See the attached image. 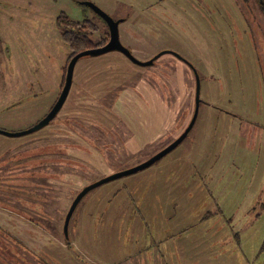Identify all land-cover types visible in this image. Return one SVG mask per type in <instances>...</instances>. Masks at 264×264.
<instances>
[{
  "label": "rangeland",
  "instance_id": "374dc122",
  "mask_svg": "<svg viewBox=\"0 0 264 264\" xmlns=\"http://www.w3.org/2000/svg\"><path fill=\"white\" fill-rule=\"evenodd\" d=\"M85 1L124 20L122 44L153 62L117 50L83 57L49 125L0 134V216L23 237H44L34 254L4 250L0 264H264V14L256 0H0V130H29L58 100L72 54L61 14L86 21L94 47L109 38ZM196 112L175 150L90 191L64 237L83 189L148 161ZM32 213L47 226L29 221Z\"/></svg>",
  "mask_w": 264,
  "mask_h": 264
},
{
  "label": "water",
  "instance_id": "95a60500",
  "mask_svg": "<svg viewBox=\"0 0 264 264\" xmlns=\"http://www.w3.org/2000/svg\"><path fill=\"white\" fill-rule=\"evenodd\" d=\"M82 5L89 7L93 12H95L98 16H100L106 22V24L109 28V32H110L109 42L102 47H97L94 49L85 50V51L75 55L71 59L69 65H68V68H67L66 83H65V86L62 90V93L59 96V98H58L57 102L55 103V105L53 106V108L51 109V111L48 113V115L41 122H39L37 125H35L34 127L30 128L29 130H26L24 132L8 133V132L0 130V134L11 136V137H20V136L35 133V132L41 130L42 128L46 127L47 125H49L56 118V116L59 114V112L63 109V107H64V105H65V103H66V101L70 95L71 89H72L76 64L83 57L99 56V55H103V54H106L108 52L117 50V51L122 52L125 56H127L131 61H133L136 64H139V65H150V64H152L151 62H153V61L142 62V61L138 60L137 58L134 57V55L130 52V50L122 44V42L120 40L119 25H120V23L124 22V20H119V21L115 20L108 13H106L103 9H101L99 6H97L93 2L85 1V2H82ZM163 53H165V51L158 54L155 57V59L158 58L159 56H161ZM198 92H199V87H198ZM198 103L199 102H197V105H198ZM196 111H198V109ZM197 117H198V112L195 113V115L193 116V119H192L191 123L189 124L188 128L185 130V132L179 138H177L168 147H166L165 149H163L162 151H160L159 153L154 155L148 161H146V162H144V163H142V164H140V165H138L132 169L114 174L108 178L100 180L99 182L83 189L81 191V193L74 200V202H73V204H72V206L68 212V215L66 217L65 224H64L65 234L68 235L69 223H70V220H71L77 206L79 205V203L82 201V199L90 191H92L93 189H95L96 187H98L100 185L107 183L108 181H112L115 179L122 178L124 176H128L130 174L140 172V171L154 165L156 162H158L159 160L164 158L166 155H168L170 152L175 150L178 146H180L186 140V138L188 137V135L190 134V132L192 131V129L196 123Z\"/></svg>",
  "mask_w": 264,
  "mask_h": 264
},
{
  "label": "trees",
  "instance_id": "16d2710c",
  "mask_svg": "<svg viewBox=\"0 0 264 264\" xmlns=\"http://www.w3.org/2000/svg\"><path fill=\"white\" fill-rule=\"evenodd\" d=\"M258 6L260 7V10L262 11V13L264 14V0H256ZM59 26H64L63 28V33H62V39L64 41V43L72 50V54L69 58V60L67 61V64L65 66V71L67 72V68L68 65L71 61V59L85 51L88 49H92V48H97V47H102L104 45H106L109 40H110V33H109V38L105 41L100 42L97 46H93L90 38L88 37V35L86 34V21L83 23H79V22H74L73 20H71L67 15L65 14H61L58 18L57 21ZM96 99H91L90 103H94ZM40 202V201H38ZM34 215V213H32ZM28 216V215H27ZM29 217V216H28ZM35 217V215H34ZM31 219L29 221L31 222H36L38 227H46L47 225L44 224H38V221L36 220L37 217L33 218L30 217ZM36 220V221H35ZM45 221V220H43ZM18 223H15V221L11 218L7 219L4 215L0 216V254H2L1 256L5 254L9 255L7 252H4V250L6 251V249H13V250H17V251H22L24 254H27L28 250L32 251L34 254V250H38L39 248L42 247V244H40V240L43 239L44 237L40 238V235L36 232H33L35 235H38L36 238H31L28 236H22V234L20 235V225ZM22 226V225H21ZM17 227V228H16ZM34 230V228H33ZM36 230V229H35ZM17 231H18V235H17ZM49 231V230H47ZM21 233H23V231H21ZM64 233V237L67 238L68 240V235ZM24 235V234H23ZM40 238V239H39ZM38 239V240H37ZM45 246V245H44ZM28 255V254H27ZM11 259V256H10ZM9 259V260H10ZM19 261H17L15 264H21L20 262L22 261L21 258H18ZM42 261V260H41ZM7 264V263H5ZM26 264V263H24Z\"/></svg>",
  "mask_w": 264,
  "mask_h": 264
},
{
  "label": "flooded vegetation",
  "instance_id": "af4514ba",
  "mask_svg": "<svg viewBox=\"0 0 264 264\" xmlns=\"http://www.w3.org/2000/svg\"><path fill=\"white\" fill-rule=\"evenodd\" d=\"M120 31V30H119ZM110 33V32H109ZM92 49H94V48H92ZM75 74V73H74ZM66 76H67V72H66V75L64 74V81H63V87H62V90H63V88H64V86H65V83H66ZM74 80H75V78L73 79V85H74ZM73 87V86H72ZM62 90H61V93H62ZM72 90V89H71ZM61 93H60V95H61ZM69 98V97H68ZM68 100V99H67ZM57 102V101H56ZM66 104V103H65ZM55 105V104H54ZM65 106V105H64ZM64 108V107H63ZM51 111V110H50ZM68 215V214H67ZM67 217V216H66ZM65 220H66V218H65Z\"/></svg>",
  "mask_w": 264,
  "mask_h": 264
}]
</instances>
